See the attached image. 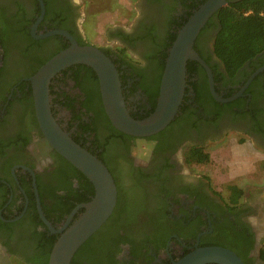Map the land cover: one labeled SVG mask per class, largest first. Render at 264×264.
<instances>
[{"label":"flooded vegetation","instance_id":"1","mask_svg":"<svg viewBox=\"0 0 264 264\" xmlns=\"http://www.w3.org/2000/svg\"><path fill=\"white\" fill-rule=\"evenodd\" d=\"M200 1L139 0L137 16L130 27L110 32V39L118 45L104 48L111 50L108 57L118 71L130 115H145L153 107L156 84L150 55L157 54V45L166 36L169 16H174L170 22L174 30ZM48 2L51 11L46 14L45 9L32 30L40 14L38 0H0V264H44L42 251L48 245L47 236L59 235L45 225L50 230L47 233L39 224L42 219L32 173L41 211L54 229H60L73 209L83 203L76 202L78 199L90 196L86 176L67 168L43 136L34 113L28 78L69 45V40L59 34L37 36L61 29L56 23L61 15L75 40L89 44L83 40L79 28L85 0ZM215 33L216 26L212 24L195 40L200 53L213 65L218 63L212 54ZM123 34L127 39L121 37ZM118 48H125L127 56H122ZM261 67L239 96L220 102L241 98L242 103L236 102L216 116L213 103L205 99L202 103L195 102L189 88L171 123L144 137L114 136L103 126L99 104L91 97L93 86L88 65L71 64L51 77L49 102L59 126L75 142L104 159L126 204L132 193L136 198V209L132 207L130 217L126 210L121 212V217H129V225L118 229L125 241L114 246V250L120 248L116 258L121 264H129L134 251L137 255L133 264H173L194 248L218 241L247 253L248 264L264 262L259 259L261 244L250 221L251 208L240 201L244 195L238 200L239 208L231 210L227 185L233 183L225 185L227 194L223 195L211 187L203 172H194L185 160L188 148H205L208 143L224 138L228 129L244 133L264 151V75L250 87L264 71V64L258 68ZM243 69L249 71L250 67L245 64L240 68L234 78L239 82L222 86L220 95L230 86L237 87L232 95L241 90L255 72L243 81ZM191 80L196 83L198 77ZM70 182L73 189L82 183L84 188L80 191L84 190V194L71 191L67 186ZM53 192L72 198L68 201L62 198L60 206L55 207ZM82 210L78 208L71 221ZM247 226L253 233L249 248L245 238Z\"/></svg>","mask_w":264,"mask_h":264},{"label":"water","instance_id":"2","mask_svg":"<svg viewBox=\"0 0 264 264\" xmlns=\"http://www.w3.org/2000/svg\"><path fill=\"white\" fill-rule=\"evenodd\" d=\"M228 0H205L191 13L178 29L176 37L167 50L159 91L154 109L145 117L137 119L128 112L121 91L118 71L112 60L93 44H79L70 32L64 29L47 30L37 37L62 35L69 45L58 51L28 79L31 85L33 107L38 126L49 145L63 158L77 168L93 185L94 193L86 202L78 204L60 229H54L43 215L36 189L38 211L43 223L52 231L59 232L52 245L47 264H70L76 250L108 219L117 201V186L106 165L90 151L75 142L57 123L51 113L48 84L51 77L71 64L83 63L96 74L101 102L110 123L117 130L135 137L150 136L164 129L174 118L183 99L186 88L187 60L197 61L205 70L208 86L213 98L228 102L239 96L258 68L241 90L229 97H222L214 88L210 67L193 48L196 37L209 18L226 5ZM40 14L32 30L42 19L45 11L43 0H38ZM78 208L83 210L72 219ZM173 264H245L233 250L220 245H206L194 248Z\"/></svg>","mask_w":264,"mask_h":264},{"label":"trees","instance_id":"3","mask_svg":"<svg viewBox=\"0 0 264 264\" xmlns=\"http://www.w3.org/2000/svg\"><path fill=\"white\" fill-rule=\"evenodd\" d=\"M43 1L45 2L46 14H48L49 11H51L49 2L48 0H43ZM203 1L205 0H201L199 4H201ZM199 4L195 8H197ZM191 13L192 12L187 13V15L179 23H177V27H175L174 30H171L170 27V22L174 16L173 14L169 16L166 27V36L163 37L161 43L157 45V54L154 56L150 55V57L152 58L153 69L155 72L154 82L156 84V89L154 90L152 95L153 107L145 115L134 116L131 114L132 117L137 119L143 118L154 109L156 104V98L158 95V90H159V82L163 71L165 58L167 56V50L171 46L173 40L175 39L178 29L185 23V21L188 19ZM56 23L58 24V26L60 24L59 27L61 29H65L72 34L71 29H66L67 26L63 21L61 15L59 22ZM212 24L216 26V33L214 34L212 41V54L216 58L218 63L216 62V65L211 64L208 58H206L202 53H200L195 42L193 48L198 52V54L204 59V61L210 67L214 81V88L215 91L219 94V91L222 86L231 85L239 82V81H235L234 78L238 70L242 68L245 64H247L250 67V70L246 71L245 69H243L244 72L243 81L247 79V77L251 72H253L256 68L264 64V0H228L224 7H222L217 13L213 14L209 18L205 26L200 30L197 37H199L202 33H204L206 29ZM121 37L123 39L126 38L124 34L123 36L121 35ZM3 43L4 42L2 41V44ZM79 44H86V43L79 42ZM100 49L107 56H110L109 55V52H111L110 48L100 47ZM118 51L122 54V56L125 57L127 56L125 54V48H118ZM87 69L89 71L88 76H90L92 79L91 84L93 87L91 88V97L93 99L95 97V100H97L99 104L98 105L99 113L102 115L105 121L103 126L111 130L110 133L114 136L115 135L128 136L127 134L114 128L110 123L103 109L96 74L94 73L92 68H87ZM263 75H264V71L259 73L254 78L250 87H252L255 82L259 81L260 78L263 77ZM195 76L198 77L196 83L193 80H191V78ZM186 83L187 85L185 88V92H188L190 88L194 93L195 97L193 100L195 102L202 103L204 99L206 101H211V103H213L216 109V116H218L223 109H226V107H231L236 102L242 103L241 98H239L235 102H229V103H220L217 100H215L212 97L209 90L206 72L204 68L195 60H187ZM236 89L237 87L233 88L230 86L228 87L227 92L221 96L229 97L236 91ZM31 99L29 98L28 100ZM30 105L32 109L31 102ZM181 105L182 104L179 105L178 110L181 109L180 107ZM242 105L243 104H240L238 106L242 108ZM87 110L90 111L89 108H87ZM170 125L168 126V128L170 127ZM95 156L98 159H100L104 164H106L101 156L99 155H95ZM59 157L61 160L65 162L69 170H72L74 173L77 174L79 173L78 175L85 177L77 168H75L65 158H63L61 155H59ZM185 160L186 163L189 165L202 164V163H207L210 160V155L205 150V148L192 146L186 150ZM110 172H112V170ZM85 179L89 185L90 196L87 198L83 196L80 199H78L79 197H75V200L78 199L76 202L87 201L94 193L93 185L86 177ZM67 186L71 189V191H74L76 194L77 193L84 194V190L82 192L80 191V189L84 188V185L82 183H80L78 189L71 188V182L68 183ZM227 189L230 190L231 192V195L228 196L229 199L228 207L231 210H236L239 208L238 200L243 194V188H241L237 184H229L227 185ZM117 191H118L117 201L112 213L110 214L108 219L76 250V252L74 253L71 259L70 264H121L122 263V261L116 258L117 252H119L120 248L118 247L117 250H114V246L116 244L118 245L119 242L125 241V239H122L119 236L118 229L120 226L125 227L129 225L130 212H133L132 207L136 209L137 201L136 198H134V194L132 193L130 195L132 199H129V201L126 204L119 189H117ZM53 196L56 201L55 207L60 206V200L62 198L65 199L66 201H68L69 198H72L71 196L68 197V195L65 194L62 195L56 193H54ZM70 208L71 206L68 208V210ZM125 210L127 211V213L129 212L128 213L129 217L127 218L121 217L122 215L121 212ZM76 217L77 214L74 216L73 219H75ZM39 224L43 228H45V231L47 233H50V230L45 226V224L41 220H39ZM245 231L247 232L245 234V238L247 241V248H249L252 246L253 233L251 232L248 226ZM57 237L58 235H53V234H49L47 236L48 245L44 247L42 251L43 257L45 256L44 264H47L50 250ZM214 245L224 246L233 250L244 261L245 264H248V261H250V258L246 256L247 253H244L243 251L239 250L238 248H235L232 245H227L226 243L219 241L216 242V244ZM144 246L147 245L145 244ZM132 255L133 257L129 261V264H133V259H135L137 253L135 254L134 251L132 252ZM259 259L264 261V245L260 247Z\"/></svg>","mask_w":264,"mask_h":264},{"label":"rangeland","instance_id":"4","mask_svg":"<svg viewBox=\"0 0 264 264\" xmlns=\"http://www.w3.org/2000/svg\"><path fill=\"white\" fill-rule=\"evenodd\" d=\"M138 5L139 0H85V5L81 8L83 15L80 21L83 22L79 27L83 40L103 48L118 45L115 40L110 39V32L119 27L128 29L137 16ZM205 150L209 153L210 160L207 163L190 166L194 168V172H203L209 179L211 187L223 195L227 194L226 184L238 183L239 178H243V175L234 174L235 166L233 167L232 163L225 164L226 159L233 157L231 158L233 161L235 157L247 153L244 158L254 156V167L264 169V160L256 159V151H261L260 148L238 130L228 129L224 138L208 143ZM260 243L261 246L264 245V239H261Z\"/></svg>","mask_w":264,"mask_h":264},{"label":"crops","instance_id":"5","mask_svg":"<svg viewBox=\"0 0 264 264\" xmlns=\"http://www.w3.org/2000/svg\"><path fill=\"white\" fill-rule=\"evenodd\" d=\"M260 150L256 151V159L264 160V151L261 148ZM244 155L235 157L234 162L231 161L233 157L230 156V159L225 160V164L230 165L232 163V166H235L234 174L243 175V178H239L238 183H236L243 188L242 196L244 195V198L240 201H244L251 208L250 221L260 242L261 239H264V169L254 167V156L250 155V158H244ZM252 174L255 176H252ZM259 177L260 179H258ZM242 184L244 185L242 186Z\"/></svg>","mask_w":264,"mask_h":264}]
</instances>
